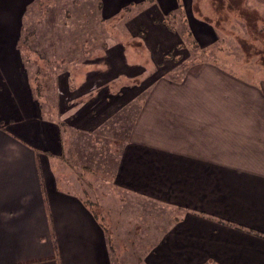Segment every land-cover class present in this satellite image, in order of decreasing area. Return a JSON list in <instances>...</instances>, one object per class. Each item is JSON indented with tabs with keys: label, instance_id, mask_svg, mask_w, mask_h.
<instances>
[{
	"label": "crops",
	"instance_id": "0c3cea01",
	"mask_svg": "<svg viewBox=\"0 0 264 264\" xmlns=\"http://www.w3.org/2000/svg\"><path fill=\"white\" fill-rule=\"evenodd\" d=\"M195 1L151 0L134 12L159 16L129 25L140 38L130 46H141L129 64L141 70L120 75L153 78L123 107L131 115L128 122L121 114L122 133L59 125L62 146L45 156L0 130V264H58L57 250L65 264H264V67L233 69L205 57L220 27L202 18L205 5L219 14L225 0H199L197 16ZM246 1L254 0L234 5ZM0 3L8 12L26 5ZM175 12L182 30L164 21ZM154 20L178 34L171 48L159 46L147 24ZM243 26L250 27L246 19ZM178 31L198 46L194 65L158 73L184 44ZM5 93L0 88V116L9 122L16 113Z\"/></svg>",
	"mask_w": 264,
	"mask_h": 264
},
{
	"label": "rangeland",
	"instance_id": "374dc122",
	"mask_svg": "<svg viewBox=\"0 0 264 264\" xmlns=\"http://www.w3.org/2000/svg\"><path fill=\"white\" fill-rule=\"evenodd\" d=\"M145 1L25 0L26 5L16 12H8L0 3V88L6 91V101L8 89L16 113L9 122L7 115L0 116V130L11 129L45 156L53 155L58 143L62 146L60 127L108 137L116 130H126L124 118L129 122L131 114L123 107L132 103L135 96H144L146 89H140V84L153 78L143 73L129 78L120 75L123 70L131 75L141 70L129 64L128 59L136 57L133 52L141 48L130 46L129 43L136 46L140 38L131 33L129 25L159 16V11L153 9L150 14H143L151 0ZM198 1L193 6L196 16L200 14ZM237 2L220 1L223 10L219 14L205 5L207 13L202 18L220 27L216 29L217 40L202 52L207 58L218 56L217 61L225 67L258 71L264 67L260 44V39H264V29L260 28L264 13L259 10L264 0H254L252 4L246 1L239 7L234 5ZM137 8H144L142 14L134 13ZM244 19L250 27L244 28ZM168 21L176 30L183 29L179 12L168 17ZM147 24L154 30L159 46L171 48L179 38L178 34L168 36L155 20ZM8 25L11 28L7 29ZM183 40L180 47L175 45L171 56L166 55L176 56L174 60L162 59L158 73L168 68L185 71L192 67L198 46L189 44L187 37ZM129 84L137 85L126 90L135 91L121 94L123 85ZM119 118V124H114ZM57 251V263L65 264L67 261ZM157 255L164 258L163 254ZM28 263L32 262L22 264Z\"/></svg>",
	"mask_w": 264,
	"mask_h": 264
},
{
	"label": "trees",
	"instance_id": "16d2710c",
	"mask_svg": "<svg viewBox=\"0 0 264 264\" xmlns=\"http://www.w3.org/2000/svg\"><path fill=\"white\" fill-rule=\"evenodd\" d=\"M164 21H165V22L171 27V25H170L168 19H164Z\"/></svg>",
	"mask_w": 264,
	"mask_h": 264
}]
</instances>
